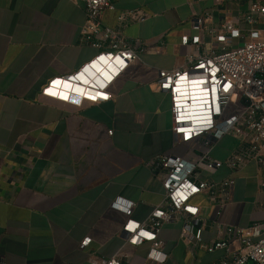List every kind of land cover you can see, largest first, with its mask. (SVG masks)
Instances as JSON below:
<instances>
[{"label": "crops", "instance_id": "obj_1", "mask_svg": "<svg viewBox=\"0 0 264 264\" xmlns=\"http://www.w3.org/2000/svg\"><path fill=\"white\" fill-rule=\"evenodd\" d=\"M101 14L117 27L122 9L140 8L149 18L123 29L144 42V52L108 86L110 99L81 106L42 93L49 81L77 72L98 51L79 42L85 22L77 0H0V264H97L123 250V264L148 261L151 244L127 242L128 216L117 198L134 202L131 218L142 222L164 199L149 162L177 150L169 94L156 89L162 69L183 65L182 37L192 19L213 12L209 23L237 18L248 0H114ZM207 41H210L207 38ZM210 43V42H208ZM238 145L226 137L212 151L224 160ZM227 168L213 175L223 179ZM259 173L250 164L237 175L233 196L220 216L247 227L264 220ZM123 200V201H122ZM206 221L203 239L216 235V209L199 199ZM182 221L166 223L159 238L164 264H190ZM89 238L86 245L82 241ZM222 250L199 252L202 264Z\"/></svg>", "mask_w": 264, "mask_h": 264}, {"label": "built area", "instance_id": "obj_2", "mask_svg": "<svg viewBox=\"0 0 264 264\" xmlns=\"http://www.w3.org/2000/svg\"><path fill=\"white\" fill-rule=\"evenodd\" d=\"M77 1L85 12L79 42L98 53L74 74L49 81L42 93L81 106L110 99L108 86L145 50L144 42L128 39L123 29L149 16L140 8L122 9L112 28L102 23L101 14L116 9L114 0ZM225 1L215 0L216 6ZM211 18L212 11L193 17L195 33L181 40L186 47L183 65L160 70L155 83L158 91L170 96L177 149L149 162L162 182L163 201L142 222L131 218L134 202H120L119 197L112 203L129 217L123 228L127 242H150L147 259L153 264H164L168 258L159 238L162 227L178 221L183 222L180 236L190 264H202L201 250L224 252L211 264H264V220L247 227L219 220L232 200L237 175L250 164L258 168V186L264 189V0H248L243 16L210 25ZM226 137L238 145L221 160L212 151ZM222 168L230 175L215 179ZM199 199L216 209V235L210 242L203 239L206 221ZM256 209L264 211V201ZM88 242L86 238L82 245ZM124 256L120 250L97 264H123Z\"/></svg>", "mask_w": 264, "mask_h": 264}, {"label": "bare ground", "instance_id": "obj_3", "mask_svg": "<svg viewBox=\"0 0 264 264\" xmlns=\"http://www.w3.org/2000/svg\"><path fill=\"white\" fill-rule=\"evenodd\" d=\"M104 75H106V74H104Z\"/></svg>", "mask_w": 264, "mask_h": 264}]
</instances>
